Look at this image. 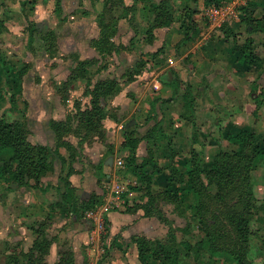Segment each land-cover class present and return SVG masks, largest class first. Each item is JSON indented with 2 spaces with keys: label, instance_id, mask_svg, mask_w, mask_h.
<instances>
[{
  "label": "crops",
  "instance_id": "crops-1",
  "mask_svg": "<svg viewBox=\"0 0 264 264\" xmlns=\"http://www.w3.org/2000/svg\"><path fill=\"white\" fill-rule=\"evenodd\" d=\"M204 1H176L178 8L195 10L192 19L198 33L183 42L180 40L184 35L186 20L174 22L170 27L155 29L153 40L147 42L137 19L138 11L144 19L149 16L142 10L143 6L138 7L135 12L133 26L125 18L120 19L112 39L116 45H121L120 52L118 55L114 53L107 60L106 69L98 71L95 68L96 77L91 68L98 67L102 59L92 42L99 35L96 17L103 0H81V7L85 12L80 11L74 15L79 19L75 38L69 35L61 38L62 54L58 53V45L56 46L57 55L66 60L70 70L75 67L76 59L92 61L86 68L88 75L95 80L114 77V74L108 75L114 68L111 60L116 64L120 63L125 70L131 69L140 60L146 64L135 80H122L117 94L109 100V106L116 110L120 120L115 122L105 119L103 140L94 138L90 143H84L72 159H69L65 148H59L64 163L56 159L53 172L43 177L35 187L31 186L32 181L28 186H18L0 180V264H11L8 263V257L13 254V249L28 251L35 238L33 227L40 221H47V237L51 242L44 264H54L58 260V250L64 243L71 246L74 252V264H92L95 259L96 264H141L133 238L141 236L166 243L169 224L177 239L178 234L181 235L178 240L192 242L190 237L195 231L193 224L196 221L192 208L193 198L182 192L183 185L171 184L172 190L177 189L182 194L181 206L174 209V202L161 200L154 204L156 210L159 209L169 223L165 224L155 213L144 215L142 205L146 203L147 196L142 188L134 189L138 183L128 172L120 147L124 126H135L139 134H146L151 130L149 139L139 142L136 157L138 162H142L151 152L159 168L164 169L161 171L162 175L155 174L153 177L151 192L155 194L166 185V166L170 164L182 170L191 149L199 153L204 161H209L219 150H231L233 146L225 139L224 129L249 126L264 139V84H259L264 73L258 78V67L264 65V35L246 32L245 25L240 20L233 23L231 27L239 37L253 38L255 52L261 59L254 66H243L240 60H234L237 52L233 50L232 40L224 38L219 28L213 29L209 26L207 19L204 22L200 18L203 16L201 9L204 8ZM251 1L260 6L256 9L257 16L264 13V8L260 5L264 0ZM24 2L22 10L20 4ZM75 2L78 6V0ZM44 3L45 0H0V4L6 9L3 12H9L7 15L2 13L5 17L0 13L6 27L2 35L7 34L9 37L6 40L2 38L0 46L12 45L17 38L16 28L19 22L25 15L27 19H31L33 15L35 18L36 10H43ZM65 7L66 4L61 1L59 14L71 13L72 10ZM53 12L57 19L64 17L59 16L54 8ZM91 17L93 23L89 21ZM89 22L96 29L94 34L87 30L85 32ZM36 27L49 29L47 25L42 26L40 23H36ZM54 31L57 42V30ZM158 49L161 50L160 54L153 56ZM43 52L48 56L46 51ZM55 58L47 57L52 61ZM168 59H172L173 64H169ZM32 69L35 70H29L28 73H32L34 78L26 90V97L23 98L26 101L28 138L34 143L54 146L55 135L49 121L64 120L73 106L69 105V97L63 101L49 83L54 81L59 85L68 78L70 70L61 78L62 75L56 70L50 72L40 71L39 68ZM104 70L106 75L100 74ZM86 83V78L76 79L70 92L76 94L80 91L82 94ZM262 91L263 95H259ZM23 107L21 103L18 108ZM19 117L17 111L11 112L10 119ZM65 139L76 148V137L68 136ZM97 167L108 178V181L105 179L103 198L109 183L135 180L136 184L130 186V193L124 195L120 203L115 204L105 215V234L96 247L89 243L91 223L85 216L79 220H76L75 215L63 217L58 209L52 208V204L60 200L62 185L59 177L65 176L68 169V180L76 189L80 200L88 199L94 192L102 193L96 183ZM252 185L256 198L259 201L264 200V163L253 171ZM186 225L189 228L183 232L181 229L186 228ZM101 246L103 251L97 249ZM210 262L223 264L224 261L212 259ZM145 264L162 262L148 261ZM180 264H194V260L192 256L182 257ZM255 264H262V258L256 257Z\"/></svg>",
  "mask_w": 264,
  "mask_h": 264
},
{
  "label": "trees",
  "instance_id": "trees-1",
  "mask_svg": "<svg viewBox=\"0 0 264 264\" xmlns=\"http://www.w3.org/2000/svg\"><path fill=\"white\" fill-rule=\"evenodd\" d=\"M196 1L192 0L193 3ZM228 1L205 0L204 7L211 4L218 6ZM24 4L25 2L21 3L22 10ZM140 4L143 6L142 10L149 14V25L143 32L147 42L153 40L155 29L170 27L175 22L174 0H131L130 3L126 0H103L96 17L99 35L92 42L104 62L100 64L102 69L107 68V60L114 53L118 55L120 52L121 45H116L112 40L117 31L118 21L125 18L129 25L133 26L134 14ZM260 5L263 9L264 3ZM259 7L251 0L241 7L239 20L244 23L246 32L250 34L258 32L264 35V13L256 15V9ZM54 9L58 13L61 11V0H55ZM194 12L193 9L188 11L184 35L180 42L198 33L192 19ZM26 26L30 33V41H38L37 45L44 51L55 48L56 34L53 29L38 31L32 21H28ZM5 30V22L0 15V35ZM219 30L224 38L232 40L233 50L237 52L235 61L240 60L245 67L260 62L252 37H239L227 23L222 24ZM160 52L158 49L152 55L158 56ZM91 63L92 61L76 59V65L70 70L68 78L56 87V93L62 100L64 98L66 100L68 96L64 94L70 93L76 79H87L82 92V96L86 98L85 102L75 100L72 110L64 120L49 121L55 135L53 146L29 140L25 107L18 108L21 80L29 65L12 68L5 59L0 58V71L5 77L4 84L0 85V106L7 97L10 105L7 109L20 114V117L15 119H8L4 112L0 115V180L18 186H28L32 181L31 186L35 187L43 177L53 172L56 159L64 163L59 148H65L69 153V159H72L84 143H90L94 138L103 140L105 119L119 122L120 118L116 110L109 106V100L117 94L119 83L122 80L126 82L135 80L146 62L140 60L131 69L124 70L120 77L95 80L91 79L86 68ZM4 86L13 89L9 96ZM151 133L150 130L146 134H139L135 126H124L120 147L128 172L137 180L138 184L134 189L142 188L147 196L146 203L142 205L144 215L150 216L155 213L161 221L168 224L169 221L160 214L159 209L156 210L154 204L159 200L170 201L175 203L174 209H178L183 201L182 194L177 189L172 190L170 185L181 184L182 192L193 198L192 208L196 219L193 227L201 235L193 242L177 240L176 233L169 224L166 243L135 236L133 242L137 246L140 263L159 261L162 264H180L182 257L192 256L194 262L198 264L203 263L205 259H209V262L218 259L229 264H255L256 257H261L264 264V200L259 201L256 198L252 185L253 171L259 162L264 160V139L249 126L224 129L225 139L233 146L231 150H219L209 161H204L199 153L191 149L182 170L174 165L166 166L168 170L164 178L166 185L153 194L151 192L153 177L155 174L162 175L161 171L164 169L159 168L149 151L142 162H138L136 157L139 142L149 139ZM68 136L78 139L77 149L66 141L65 138ZM97 169L96 183L102 189V193L94 192L88 199L80 200L76 195V189L68 180L70 174L68 169L65 176L59 177L62 185L60 200L53 203L52 208L58 209L63 217L75 215L76 220H79L87 211L99 206L105 194L106 175L99 167ZM47 227V221L38 222L36 227H33L35 238L31 247L27 252L13 249V254L8 257V263L44 264V257L51 243L47 237ZM187 228L189 226L186 225V228L181 230L185 232ZM254 236L258 238L257 242H252ZM54 264H74L71 246L62 244L58 250V260Z\"/></svg>",
  "mask_w": 264,
  "mask_h": 264
},
{
  "label": "rangeland",
  "instance_id": "rangeland-1",
  "mask_svg": "<svg viewBox=\"0 0 264 264\" xmlns=\"http://www.w3.org/2000/svg\"><path fill=\"white\" fill-rule=\"evenodd\" d=\"M61 1H63V3L66 4L65 9L72 10V11H70L71 13L68 12L66 15H64V14H59L56 11L59 14V16H64L63 18L59 17L60 19L59 18L57 19V16L54 15V12H53V8H55V0H45L43 10H41V11L36 10L37 15L35 16V18L33 15V17L31 19H27L26 15H25V17H23V20L21 22H19L18 28H16V30H18L17 38L13 42V44L7 45V47L0 46V58L5 59L10 64V66L12 68H18L24 64L29 65L28 66L29 69H27L26 73L22 77L21 93L18 96L20 98L17 100V102L19 104H21V103L23 104L25 109H26V101H24L23 98L26 97V90L31 85L32 79L34 78V75H32V73H28L29 70H35L32 68H39L40 71L45 70V71H50V72H52L53 70L54 71L56 70V72H58L59 74L62 75L61 78H63L65 75H67L68 71L70 70L69 64H67L66 60L57 54L58 53L62 54V43L63 42L61 41V38H64L65 36L68 37L67 35H69L72 38H75L77 31H78L77 25H78L79 19L74 17V15L80 13V11L85 12V10H84V8L81 7L82 6V4L80 3L81 0H78V2H79L78 6H76L77 4L75 2L77 0H61ZM126 1H129V0H126ZM176 1L177 0H174L175 23L180 22V21L184 22V20H186V18H187L189 9L187 7L178 8L176 6ZM20 6H21V4H20ZM140 6H142V5L141 4L138 5V7H140ZM1 7H2V4H0V13L3 17H5V15H7V13H9V12H6V14H5V12H3V11H5L6 9L3 7L1 8ZM93 8H95V7H93ZM203 9L204 8L201 9L202 12H203ZM2 13H4L5 15ZM134 18H136L135 15H134ZM200 18H203L204 22L206 21V17L204 15L201 16ZM25 19H26V21H25ZM137 19L141 25V28L143 29L142 32H144L145 28L149 25V16L144 19L143 16L141 15L140 11H138ZM28 20L35 23V25H36V23H40V24H42V26L47 25V28H49V29L57 30V34H58L59 39L57 40V42L55 41L56 45H55L54 49L49 48V50L46 51L48 56L43 54L44 50L42 49V47L40 45H37L38 41L37 42H36V40L35 41L32 40L33 42L30 41V39H29L30 33H29V30L27 29V26H26ZM89 21L93 23L92 17L89 19ZM90 22L87 25L85 32L87 30L88 32H90V34H94L96 29L93 26V24ZM186 22L187 21H185V23ZM235 22L236 21L231 22V23H229V25L232 26L233 23H235ZM41 28L43 29V27H40V29ZM36 29L38 31H40L39 28H36ZM45 29L46 28H44L43 31H45ZM83 34H84V32H83ZM2 38H4V40L9 39L7 34H5V36L1 34L0 40H2ZM124 39H126V37ZM0 42L2 43V41H0ZM31 42H32V44H31ZM57 45H58V53L56 52L57 51V47H56ZM3 50H5V51H3ZM47 57L50 59L53 57H56V58L54 61H52L50 59H47ZM110 58H109V60H110ZM111 62H112L111 63L112 67H114V68L111 70V72L108 75L114 74V76L120 77L122 75V73L124 72L125 67L123 68L120 65V63L116 64V62H114L113 60H111ZM101 64H104V62H102ZM0 67H1V65H0ZM95 68H97L98 71H100L102 69V67L99 63L98 67L94 66L91 68V72L93 71L92 74L96 73V72H94ZM258 69L260 70V73L258 74V78H260V76L264 73V65H262V64L259 65ZM100 74L106 75V70H104L102 73L100 72ZM94 76H96V75L94 74ZM40 79H41V77H40ZM4 80H5L4 74H2L0 71V85L4 84ZM61 83H62V81L60 82V84ZM49 84L56 91V87L58 85L55 84L54 81H53V83H49ZM259 84L260 85L264 84V76L262 78H260ZM72 88H74V87H72ZM4 90L7 91L8 96L13 91L12 88L10 89L6 86H4ZM79 92L80 91H78L76 94H74V92H70V95H69V93L64 94V96L67 95L69 97V100H70L69 105L73 106V104H74L73 102L75 100L81 101L82 103L86 100V98L84 96H82L81 92L80 93ZM259 95H263V91ZM64 99H63V101H65ZM9 106H10L9 102H8L7 97H6L4 99L2 105L0 106V115H2L3 112H5V115L6 116L8 115L7 116L8 119H10L11 112H12V111L7 109V108H9ZM263 163H264V160H261L259 162L258 166H260ZM191 217L193 218V216H191ZM191 217H190V222H192V220L195 218L194 217L192 219ZM200 235L201 234H200V232H198V230L194 231L193 236L190 237L192 239V242L195 241L196 239H198L200 237ZM180 237H181V235L178 234V239H181ZM254 241H256V242L258 241V238L256 236L253 237L252 242H254ZM257 262H259V261H257ZM194 264H198V263L194 262ZM201 264H210L209 259H205L204 262ZM223 264H229V263L223 262Z\"/></svg>",
  "mask_w": 264,
  "mask_h": 264
},
{
  "label": "built area",
  "instance_id": "built-area-1",
  "mask_svg": "<svg viewBox=\"0 0 264 264\" xmlns=\"http://www.w3.org/2000/svg\"><path fill=\"white\" fill-rule=\"evenodd\" d=\"M249 0H229L221 5H208L203 9V15L206 17L209 26L219 28L224 23H231L239 20L241 13V7L245 6ZM169 64H173L172 59H168ZM123 128V125H120ZM136 184V181L120 182L114 181L107 184L106 195L103 198V202L96 208L89 210L85 213V218L90 221V237L89 243L94 246H98L105 234V215L113 209L115 204L120 203L123 196L130 193V186ZM89 244V245H90ZM103 251V246L97 248ZM96 259L92 261V264H96Z\"/></svg>",
  "mask_w": 264,
  "mask_h": 264
},
{
  "label": "water",
  "instance_id": "water-1",
  "mask_svg": "<svg viewBox=\"0 0 264 264\" xmlns=\"http://www.w3.org/2000/svg\"><path fill=\"white\" fill-rule=\"evenodd\" d=\"M106 181H108V178L106 179Z\"/></svg>",
  "mask_w": 264,
  "mask_h": 264
}]
</instances>
